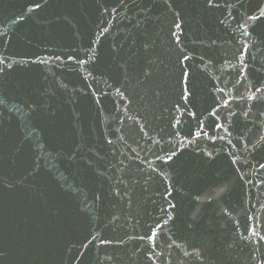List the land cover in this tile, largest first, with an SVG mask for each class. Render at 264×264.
I'll list each match as a JSON object with an SVG mask.
<instances>
[{"label": "water", "instance_id": "obj_1", "mask_svg": "<svg viewBox=\"0 0 264 264\" xmlns=\"http://www.w3.org/2000/svg\"><path fill=\"white\" fill-rule=\"evenodd\" d=\"M260 8L0 0V264H264Z\"/></svg>", "mask_w": 264, "mask_h": 264}, {"label": "snow or ice", "instance_id": "obj_2", "mask_svg": "<svg viewBox=\"0 0 264 264\" xmlns=\"http://www.w3.org/2000/svg\"><path fill=\"white\" fill-rule=\"evenodd\" d=\"M208 3L211 4L212 3V0H208ZM35 7L36 8H39L40 5L39 4H36ZM30 11H31V9H30ZM260 17H264V8H260L259 9V15L258 16H252V17H250V19L256 20V19H259ZM176 27H180V25H176ZM144 47L147 48L148 45L145 44ZM70 59H71V57H70ZM184 59L186 60V59H188V57H184ZM2 62L3 61L0 60V63H2ZM8 67L10 68V67H12V65L11 64H8ZM0 71H2V69H0ZM148 75H150V73L146 72L145 73V76H148ZM181 84H182L183 93H187V73H182ZM260 90L261 89H259V88L256 89L257 92H259ZM183 93H182V98L183 99H187V95H184ZM249 99H255V95L249 97ZM197 134L199 135V133H197ZM167 159L168 160H171L172 159V156H168ZM261 167H264V165H261ZM168 195H171V193H168ZM169 207L174 208L175 205H169ZM168 218L169 219H172L171 215H169ZM165 223H167V221H165ZM153 235H155V234H153ZM94 239H95V237H94ZM149 239H152V237H149ZM261 239H264V237H261ZM177 247H179V245H177ZM185 255H187V253H185Z\"/></svg>", "mask_w": 264, "mask_h": 264}]
</instances>
